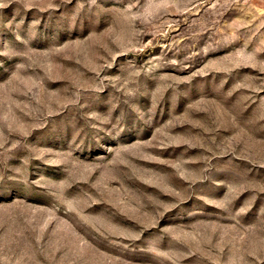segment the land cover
Masks as SVG:
<instances>
[{
    "label": "rangeland",
    "instance_id": "rangeland-1",
    "mask_svg": "<svg viewBox=\"0 0 264 264\" xmlns=\"http://www.w3.org/2000/svg\"><path fill=\"white\" fill-rule=\"evenodd\" d=\"M0 264H264V0H0Z\"/></svg>",
    "mask_w": 264,
    "mask_h": 264
}]
</instances>
